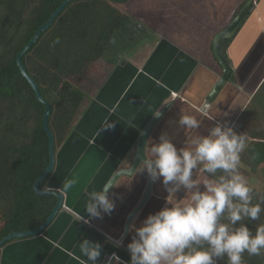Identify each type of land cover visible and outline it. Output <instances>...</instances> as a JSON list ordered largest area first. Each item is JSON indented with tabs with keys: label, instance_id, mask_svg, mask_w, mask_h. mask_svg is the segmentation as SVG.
<instances>
[{
	"label": "crops",
	"instance_id": "1",
	"mask_svg": "<svg viewBox=\"0 0 264 264\" xmlns=\"http://www.w3.org/2000/svg\"><path fill=\"white\" fill-rule=\"evenodd\" d=\"M137 1L138 9L144 8L150 14V9L142 3L144 0ZM243 1L186 0L184 5L177 8L169 0L153 1L158 2L151 13L154 12V20L160 25L161 37L145 34L143 39L124 52L109 69V73L102 71L103 81L98 83L93 95H86L81 114L66 139L54 152L56 162L53 172L56 169H60V172L63 169L64 172L68 162V169L62 179L75 180L76 184L63 194V208L43 233L46 240L39 238L43 236L42 233L38 238L32 236L16 239L19 240L17 245L25 239H34L32 243L37 246L27 248L25 252L35 256L38 264H90L80 251V244L85 239L101 245V256L96 264H107L108 261L120 264L113 254L121 257L123 264H130L127 244L135 233L127 230L124 234V223L142 195L147 172L143 170L140 174L136 172L133 177H120L116 182L117 186L108 192L109 199L115 204L114 210L110 214L102 213L98 218L91 217L85 210V203L92 191L102 189L106 183L101 182L102 175H108L113 163L114 157L106 155V152H116L117 155L123 152L131 157L141 128L153 114L165 106L167 109L147 140V156L150 155V146L159 143L161 134H165L179 150L189 147L193 137L207 135L217 124L224 127L233 124L258 88L264 74V0H252L250 12L224 48L226 62L234 80L228 78L208 97L221 74V68L212 54L211 41L213 34L228 24L235 8ZM213 4H216L215 7ZM132 5L135 6V3ZM130 14L139 23V17L147 16L142 12L139 17L136 12ZM183 17L186 19H181ZM169 18L172 22L168 21ZM156 22L153 21L154 24ZM187 27L190 31H195L187 39H192L193 42L188 47L184 44L186 39L174 38L179 32L181 34V29L186 30ZM201 28L203 32L199 33ZM170 91L179 93L180 97L169 98ZM205 103L210 107L202 110ZM182 115L194 117L200 126L196 129L181 128L178 121ZM105 123H111L113 127L106 128ZM126 157L124 156L125 159ZM128 159L130 163V158ZM89 164L92 166L90 171ZM200 168L202 165H198L194 173L198 174ZM85 171L88 173L83 175V183L80 184L79 177ZM51 183L49 180L46 185L53 186ZM160 188H165L162 178L154 181L152 191L161 193ZM150 200L134 215L130 225L135 223L136 227L141 226L145 218L141 220L136 215L149 214L153 208ZM62 210L71 212L67 213L68 218L72 215L82 216L80 221L89 227L88 232H80L82 223H76L69 230L66 228L63 231L62 217L66 214L61 213ZM58 217L62 224L56 226ZM12 242L14 240L9 243ZM42 248H46L48 253L45 250L42 252ZM38 252L42 253L40 259ZM31 259L32 257L26 259L24 263L29 264Z\"/></svg>",
	"mask_w": 264,
	"mask_h": 264
},
{
	"label": "trees",
	"instance_id": "2",
	"mask_svg": "<svg viewBox=\"0 0 264 264\" xmlns=\"http://www.w3.org/2000/svg\"><path fill=\"white\" fill-rule=\"evenodd\" d=\"M61 1L0 0V239L11 232L40 226L56 201L54 196L40 195L33 189L34 181L49 162L48 137L42 126L45 105L21 74L16 55ZM124 2L69 0L20 56L26 74L50 106L47 127L53 136L54 152L83 110L86 95L81 85L88 65L105 54L129 19L130 25L135 26L133 15L112 5ZM125 32L132 37L133 30L126 28ZM57 38L59 43L54 44ZM230 40L225 39L221 45L225 60L224 48ZM228 78L234 80L231 71ZM230 127L246 137L247 146L240 154V173L249 178L261 171L264 181V77ZM52 173L40 180L38 189H45ZM222 174L218 170L216 176ZM199 175L202 179L216 178L200 171ZM249 185L253 188L252 203L264 200V194ZM221 222L227 220L222 218ZM240 223L254 234L256 227L264 223V212L257 221H241L236 226ZM30 237L12 238L1 247ZM217 264H227V257L217 258ZM243 264H264V255L249 256L245 252Z\"/></svg>",
	"mask_w": 264,
	"mask_h": 264
},
{
	"label": "clouds",
	"instance_id": "3",
	"mask_svg": "<svg viewBox=\"0 0 264 264\" xmlns=\"http://www.w3.org/2000/svg\"><path fill=\"white\" fill-rule=\"evenodd\" d=\"M53 43H59V38ZM209 107L207 103L203 105L204 110ZM178 123L188 129L200 126L190 115H182ZM104 126L113 127L111 123ZM246 146L244 135L219 124L207 135L193 137L189 147L179 150L165 134L159 136V143L150 146V155L139 171L146 170L152 181L162 178L171 194L182 188L187 197L174 202L169 195L166 206L149 214L140 227L135 223L129 226V232L135 233L127 244L130 264H217V258L224 257L227 264H243L245 252L249 256L264 255V223L256 227L254 234L245 223L236 226L241 221H257L264 212V200L252 203L253 188L239 171L240 154ZM198 165H202L200 172L216 178L194 179L193 171ZM218 170L223 174L217 177ZM134 172L137 169H131L129 174ZM75 184V180H66L59 191L66 194ZM114 186L117 185L113 180L89 194L85 203L89 216L98 218L114 210L115 204L108 196ZM44 190L51 192L53 188L46 185ZM222 218L227 223L221 222ZM80 251L90 264H96L101 245L85 239ZM113 256L123 264L119 256Z\"/></svg>",
	"mask_w": 264,
	"mask_h": 264
},
{
	"label": "rangeland",
	"instance_id": "4",
	"mask_svg": "<svg viewBox=\"0 0 264 264\" xmlns=\"http://www.w3.org/2000/svg\"><path fill=\"white\" fill-rule=\"evenodd\" d=\"M154 0H144L142 3L143 5L145 4V7H148L150 10V14H147V12H145L146 9L144 8H139L138 9V1L137 0H127L125 1L124 3H112V5L123 11V12H136L137 13V16L139 17L142 12V14H147L146 15H142V17H139V20L140 22L142 23V25L144 24L145 26H147V28L149 30H152L154 32V35L155 36H160V25L154 20L156 19L155 15H154V12L151 13L152 11V8L154 7V9L158 6V2H153ZM184 1L186 0H169V3H172L174 5V8H177V7H181V5H184ZM132 3H135V6L132 5ZM137 3V4H136ZM141 3V4H142ZM168 3V4H169ZM217 4V3H216ZM216 4H213V6L215 7ZM131 5V6H130ZM170 5V4H169ZM142 7V6H141ZM138 9V10H137ZM137 10V11H136ZM142 10V11H141ZM127 13V14H128ZM132 15V14H131ZM171 16H174L173 14ZM183 20H185L186 18H181ZM137 20V18H136ZM129 21V24L127 23L121 30H119L117 36L115 39H113L112 41V44H110V46L108 47V51L107 52H110L112 51L113 48H115L116 51H126L130 48H132L135 44H136V41L135 39H131V37H129L128 34H126L125 30L126 28H129L131 29V25H130V19L128 20ZM156 22L155 24L153 23ZM169 22H172V19H168ZM132 22V21H131ZM134 23H139L138 21H133V24ZM170 27V25H168ZM172 26V25H171ZM190 26H192V24H190ZM173 28V26H172ZM175 29L177 30L178 28L175 27ZM171 30H174V29H171ZM128 31V30H127ZM178 31V30H177ZM192 32H195L194 30L193 31H190L187 27V29L183 30L181 29V34L179 32V34L176 36H174V38L176 39H186L184 44H187V47L188 46H191V44L193 43L192 42V39H188L189 35L192 33ZM202 28L200 29V32L199 33H202ZM164 38V37H163ZM162 39V38H161ZM249 39V38H248ZM109 54H106V58ZM88 70H86L84 73H85V78H91V76H93V78L95 76H97L98 78L100 77L99 75L102 74V71H100L101 69V64H98V63H92V64H89L88 65ZM260 72V71H258ZM81 88L84 90L85 92V95H93L94 93V88H92V83H90V81H84V85H81ZM89 96V97H90ZM109 115V113H108ZM96 132V131H95ZM108 156H113L114 158L112 159L113 163L112 165L110 166V169L112 170H116L118 168H123L124 166H128V163H129V159L130 158L127 153H121L120 155H117V153H110V152H106ZM127 156L126 159L124 158V156ZM128 159V160H127ZM127 160V161H126ZM68 162L66 163V168H64V172L67 171L68 169ZM88 169L89 171L91 170L92 166H90V164L88 165ZM140 168H138L137 170V173L140 174V172H142L143 170L139 171ZM63 169H61L62 171ZM195 171V170H194ZM193 171V178L194 179H199V180H203L202 178H200V175L199 173L198 174H195ZM63 172V174H64ZM146 172V171H145ZM88 173L87 171L85 172H82L81 173V177H79V181H80V184H82L83 182V175ZM136 173V174H137ZM62 174V173H61ZM60 174V169H56L51 178L49 180L52 181V184L53 186H51L50 184H48L49 187H55L58 191L59 189H61V186H62V183L61 181L59 180L60 177H62V175ZM88 175V174H87ZM139 176V175H138ZM88 177V176H87ZM147 179V178H146ZM145 179V181H146ZM247 180L249 181V183L251 185H253L258 191H260L261 193L264 194V181H263V177H262V173L261 171H259L258 173L256 174H252L251 177L247 178ZM144 186V185H143ZM81 189V187H80ZM84 188L82 187V190ZM161 190V193H151L150 195V201L153 203V208H151V211L149 212V214H155L156 212H158L159 210H161L163 207L166 206L167 204V198L168 196L170 195L173 199V201H179L181 199H185L187 197V193L181 188V190L175 194H171L169 193L166 188H160ZM200 190H204L203 188V184L201 183L200 185ZM60 192V191H59ZM160 192V191H159ZM62 195L64 193L60 192ZM146 204V203H145ZM167 206H170V205H167ZM61 210V209H60ZM72 210V209H71ZM73 211V210H72ZM61 213H64L66 215H64L63 217L60 216V218L62 217V221L64 220L63 222V226H62V230L64 231L66 228L67 230L70 229V226H73V225H76V223H82L83 225L81 226V230L80 232H85V230H87L89 227L88 226H85V222L83 221H80L78 219L77 216L75 215H72L70 218L67 217V213H69V211H63ZM148 212L147 213H144V214H137L136 217L140 218L141 220H143V218H146L148 215ZM62 215V214H61ZM147 215V216H146ZM146 216V217H145ZM68 218V219H67ZM76 222H75V220ZM56 221L58 222V224H56V226H58L59 224H62L60 221H59V217L56 218ZM55 221V222H56ZM55 224V223H54ZM0 225H1V222H0ZM48 229H45L43 231V233H45ZM88 232V230H87ZM42 233V234H43ZM41 234V235H42ZM40 235V234H39ZM39 235H36V237L38 238ZM46 240L47 237H45V235L43 234V236H39V238H42ZM34 241V239H32L31 241L30 240H27L25 239L22 243H20L19 245H17L19 243V240H14V242L12 243H8L5 247H1L0 248V264H25L24 262L26 261V259L29 260L30 257H32V259L30 260V263L29 264H38V259L35 258V256H31V253L30 252H25L27 248L29 247H36L37 244L35 245V243H32ZM35 245V246H33ZM18 249V251H15V249ZM8 249V250H7ZM44 250L46 251V253H48V250L46 248H42V252H44ZM1 253H2V256H1ZM5 254H6V257H5ZM41 252H38V258L40 259L41 257ZM111 256V254H109V257ZM121 259V257H120ZM110 260V259H109ZM110 261H108L109 263ZM107 263V264H108ZM40 264V263H39Z\"/></svg>",
	"mask_w": 264,
	"mask_h": 264
},
{
	"label": "water",
	"instance_id": "5",
	"mask_svg": "<svg viewBox=\"0 0 264 264\" xmlns=\"http://www.w3.org/2000/svg\"><path fill=\"white\" fill-rule=\"evenodd\" d=\"M68 1L69 0H62L61 1L59 6L51 13V15L46 20V22L44 24H42L37 29V31L35 32V34L31 38V40L16 55V63L19 67L21 74L25 77L27 82L30 84L31 88L34 90L37 99L45 105V110H44L43 119H42V126H43L44 131L46 132L47 137H48L49 162H48L46 169L43 171V173L34 181L33 189L35 190L36 193H38L40 195L54 196L56 201H55V204L52 207L49 215L47 216L45 221L40 226H38L35 229L28 230V231L9 233L8 235H6L2 239H0V248L4 242L9 241L12 238H22V237H26V236H35V235H39V234L43 233V231L45 229H47L48 226L51 224V222L53 221L55 216L58 214L60 209L63 208V202H64L63 201V195L59 191L53 190L51 192H47L45 190L38 189V183L40 182V180L45 178L48 174L52 173L54 170V165H55V154H54V149H53V136L47 127V117H48L49 112H50V106L41 97L37 84L32 80V78L29 75L26 74L25 69H24L23 65L21 64L20 56L36 40L39 33L41 31H43L46 27L49 26V24L51 23V20L59 13V11L65 6V4ZM113 1H126V0H113ZM249 4H250V2L247 1L243 5V7L238 11V13L230 20V22H228V24L226 26H224L223 28L217 29V31L212 36L211 50H212L213 57L215 58V60L217 61L218 65L221 68V74L218 77V80L216 81L215 85L213 86L208 97H211L217 91V88L220 87L221 85H223L227 80V76H228L230 67L222 55L221 44L225 39L232 38L233 35L237 32V30L241 26L240 24L242 22L243 16L246 13V10H247V7ZM135 24L142 26L141 23H135ZM142 27L144 28L145 26H142ZM148 33H152V32L150 30H148ZM138 46H137V48H138ZM263 77H264V74H263L261 79H263ZM166 109H167V106L159 109L155 114L152 115V117H150V119L147 121V123L141 128V130H140V132L136 138V141L134 143V149H133L132 155L130 157L129 165L126 167L117 169L115 171V173L110 177V179L106 183L111 182L113 180L116 183L120 177H122V176L132 177L136 173V172H134V174H129L131 172V169H133V170L137 169L138 170V168L142 164L143 160L145 158H148V156L146 155V150H145L147 140L150 136V133L152 132V129L154 128L156 123L159 121V119L161 118L162 114L165 112ZM202 110H204V109H202ZM158 112L160 113L159 117L155 116ZM152 187H153V181L151 180V178L147 174V180H146V184H145V187L143 189L142 195H141L139 201L137 202V204L131 209V211L129 212V214L126 217V220L124 223V234L127 232L129 225H130V221L133 219L134 215L147 202L149 196L151 195ZM109 264H111V261Z\"/></svg>",
	"mask_w": 264,
	"mask_h": 264
},
{
	"label": "flooded vegetation",
	"instance_id": "6",
	"mask_svg": "<svg viewBox=\"0 0 264 264\" xmlns=\"http://www.w3.org/2000/svg\"><path fill=\"white\" fill-rule=\"evenodd\" d=\"M247 1H249L250 2V4L248 5V7H247V10H246V13L244 14V16H243V19H242V22H241V24L244 22V20H245V18L247 17V15H248V13L250 12V10H251V5H252V0H244L243 2H241L236 8H235V10H234V12L232 13V16H231V18H230V20L238 13V11L243 7V5L247 2ZM230 20H229V22H230ZM135 24V23H134ZM240 24V25H241ZM142 25V24H141ZM143 26V25H142ZM142 26H139V25H137V24H135V26H133V25H131V30H133V35H131L132 37H131V39H135V41L137 42V41H139V40H141V39H143L144 38V34H143V32L144 33H148V28L147 27H142ZM136 27L138 28L137 30H136ZM113 41V40H112ZM112 41L110 42V44H112ZM110 44H109V46H110ZM222 45V44H221ZM108 46V47H109ZM108 49L109 48H107V51H108ZM105 52V54L101 57V58H99V60H97V62L96 63H98V64H101V69H100V71H103V70H106V73L108 72L109 73V69L111 68V67H113L114 65H115V63L123 56V54H125L124 52V50H122V51H116L115 50V48H113L112 49V51H110V52ZM106 54H109L108 56H107V58H106ZM107 63L109 64V65H107ZM141 72V71H140ZM110 75H111V71H110ZM100 77L98 78L97 76H95L94 78H93V76H91V78L89 79V78H86V81L88 82V81H90V83H92V88H94V90H96L97 89V85H98V83H101L102 81H103V75L101 74V75H99ZM93 90V91H94ZM171 92V91H170ZM171 95H172V97L173 98H176V97H180V94L179 93H170ZM169 98H170V95H169ZM55 162H56V160H55ZM119 169V168H118ZM117 170V169H116ZM116 170H112V169H110V170H108L109 172H108V175L105 177V175L103 174L102 175V181L101 182H107L109 179H110V177L115 173V171ZM104 171H105V169H104ZM62 173V174H61ZM101 173H103V170H102V172ZM60 174L61 175H63V170L60 172ZM134 176V175H133ZM132 176V177H133ZM59 180L61 181V183H62V186H63V183L66 181V180H63L62 179V177H60L59 178ZM48 183H49V180H48ZM153 183H154V181H153ZM52 184V183H51ZM53 185V184H52ZM51 188H53V190H56V191H58L55 187H51ZM153 192V191H152ZM74 194V193H73ZM128 198V197H127ZM90 199V198H89ZM88 199V200H89ZM140 199V198H139ZM150 199V197L148 198V200ZM87 200V201H88ZM147 200V201H148ZM86 201V202H87ZM62 209V208H61Z\"/></svg>",
	"mask_w": 264,
	"mask_h": 264
}]
</instances>
